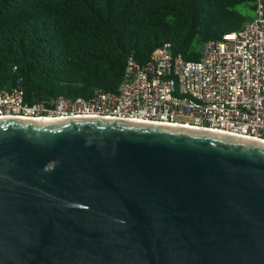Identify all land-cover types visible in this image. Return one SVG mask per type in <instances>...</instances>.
Returning <instances> with one entry per match:
<instances>
[{
	"label": "water",
	"instance_id": "95a60500",
	"mask_svg": "<svg viewBox=\"0 0 264 264\" xmlns=\"http://www.w3.org/2000/svg\"><path fill=\"white\" fill-rule=\"evenodd\" d=\"M0 264H264V144L0 118Z\"/></svg>",
	"mask_w": 264,
	"mask_h": 264
},
{
	"label": "trees",
	"instance_id": "16d2710c",
	"mask_svg": "<svg viewBox=\"0 0 264 264\" xmlns=\"http://www.w3.org/2000/svg\"><path fill=\"white\" fill-rule=\"evenodd\" d=\"M255 0H0V89L20 79L25 102L116 91L128 60L167 46L198 60L241 30Z\"/></svg>",
	"mask_w": 264,
	"mask_h": 264
},
{
	"label": "built area",
	"instance_id": "2783aa9c",
	"mask_svg": "<svg viewBox=\"0 0 264 264\" xmlns=\"http://www.w3.org/2000/svg\"><path fill=\"white\" fill-rule=\"evenodd\" d=\"M238 31L207 41L198 60L174 55L167 46L150 58L130 57L116 91L89 98L57 96L24 101L20 79L0 89V118L105 117L214 129L264 140V0Z\"/></svg>",
	"mask_w": 264,
	"mask_h": 264
},
{
	"label": "bare ground",
	"instance_id": "6f19581e",
	"mask_svg": "<svg viewBox=\"0 0 264 264\" xmlns=\"http://www.w3.org/2000/svg\"><path fill=\"white\" fill-rule=\"evenodd\" d=\"M31 120H39V121H57L60 120L61 118H52V117H41V118H29ZM154 124H160V125H166V124H162V123H154ZM168 126H176V127H184V128H190V129H195V128H191V127H186V126H181V125H168ZM206 131H210V132H215V133H219V134H225V135H229V136H233V137H237V138H241V139H245V140H251L257 143H261L264 144V140L256 138V137H251V136H242V135H237V134H230V133H226L220 130H214V129H205Z\"/></svg>",
	"mask_w": 264,
	"mask_h": 264
},
{
	"label": "rangeland",
	"instance_id": "374dc122",
	"mask_svg": "<svg viewBox=\"0 0 264 264\" xmlns=\"http://www.w3.org/2000/svg\"><path fill=\"white\" fill-rule=\"evenodd\" d=\"M240 11H242L243 13H245V14H247V15H249V16H252V17H254V15H255V12L254 11H252V10H247L244 6H242V5H239L238 7H237Z\"/></svg>",
	"mask_w": 264,
	"mask_h": 264
}]
</instances>
